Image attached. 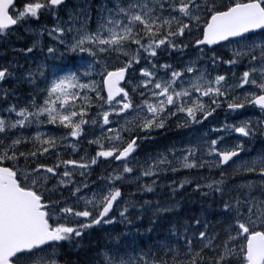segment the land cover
<instances>
[{
	"label": "snow or ice",
	"instance_id": "snow-or-ice-1",
	"mask_svg": "<svg viewBox=\"0 0 264 264\" xmlns=\"http://www.w3.org/2000/svg\"><path fill=\"white\" fill-rule=\"evenodd\" d=\"M173 124L180 147L138 155ZM257 136L264 0H0V264H60L93 232L90 264H264ZM181 171L207 175L161 182Z\"/></svg>",
	"mask_w": 264,
	"mask_h": 264
},
{
	"label": "rangeland",
	"instance_id": "rangeland-1",
	"mask_svg": "<svg viewBox=\"0 0 264 264\" xmlns=\"http://www.w3.org/2000/svg\"><path fill=\"white\" fill-rule=\"evenodd\" d=\"M50 42L51 41L47 38V36H45L44 37V43H45V45L49 44ZM15 46L20 47L22 45H21V43H17ZM258 115H259V113L257 111L249 109V110H246L243 113V115L235 117V119L238 120V119H244V118H247V117H252L253 119H255ZM224 119H225L224 110L223 109L218 110V112L216 114V118L214 120L210 121L209 123H206L204 125V128L207 129V128L212 127V126H217L218 127L219 124L224 121ZM228 122L229 123H233V122H235V120L232 117H229ZM40 130L41 131H55L53 129V126H51V125H48L46 127H43ZM174 130H177V132L176 133H172L170 135L167 134V133H164L162 135L161 134H154V135H156L155 142L154 143H146V144L142 145L141 150L138 153V155L141 158H143L146 154L155 153L157 151H163L165 148L171 147L172 144H176L177 147H180L181 146V144H180L181 139L187 137L188 136V133L185 130H179V129H177L175 127V125H174V128L172 129V131H174ZM87 131H91V130L90 129H87ZM56 134L57 135H60L62 133L59 132V131H56ZM171 136H173V137L171 138ZM258 137H260V136H257L256 137L257 140L260 141V139H258ZM91 138H92L91 136L88 137V139H91ZM167 140H169L168 141L169 145H166V144H163L162 145V142L167 141ZM235 142H239L237 140V135H233L227 141V143H235ZM255 142H256V140H253L251 142L245 140V148L248 149V150H250L253 155H255L257 152L261 151V150L258 149V147H256ZM261 142H262V140H261ZM86 146L87 145H85V147ZM89 151H92L93 154H94V150L93 149H89ZM112 166L114 167L115 165H112ZM108 167H109L108 165L101 163L100 167H98L96 169L99 171V170H102V169L108 168ZM181 172H184V174H182L181 175V178H178V179H182L185 176H189V175H207L206 172H204V173H196V172L189 173L188 171H181ZM173 179H177V178L174 177ZM167 181L168 180L165 179V180H162L161 182L162 183H167ZM188 188L189 189H192L191 187H188ZM157 198H159V197L158 196H155L153 200H155ZM196 206H197L196 209H198L200 207L199 205H196ZM146 226L147 225H145V227ZM106 230L107 231H112V229H106ZM115 230L116 231H125L122 228V226H120V225H117ZM100 235L102 236V233H100ZM91 256H92V250H90V249H84L82 251L81 255L78 257V260L81 258V261H83L84 264H90Z\"/></svg>",
	"mask_w": 264,
	"mask_h": 264
},
{
	"label": "trees",
	"instance_id": "trees-1",
	"mask_svg": "<svg viewBox=\"0 0 264 264\" xmlns=\"http://www.w3.org/2000/svg\"><path fill=\"white\" fill-rule=\"evenodd\" d=\"M95 173H96V175L100 174V172L97 169L95 170ZM93 179H95V176H93ZM124 191L126 193L127 192H135V189L133 187H131V188L124 189ZM180 198L183 201L186 202L185 203L186 207L196 208L197 207L196 205L200 206V202H199V197L198 196H193V195H190L188 192H186V193H181ZM136 199H148V197H147V195H144L143 197L137 196ZM122 228H123V226H122ZM91 236H92L91 239H89L88 237H85V239L80 242L83 245V250L84 249H90L89 246L90 245H95L97 243L98 238L101 237L99 232H93L91 234ZM83 250H81L80 248H76V247H71V246L65 245L64 249H62V252L65 255L60 260V264H84L83 261H81V258L78 260V257H77L78 254L81 255Z\"/></svg>",
	"mask_w": 264,
	"mask_h": 264
},
{
	"label": "bare ground",
	"instance_id": "bare-ground-1",
	"mask_svg": "<svg viewBox=\"0 0 264 264\" xmlns=\"http://www.w3.org/2000/svg\"><path fill=\"white\" fill-rule=\"evenodd\" d=\"M173 128H174V125H172V127H171V128L169 129V131L166 132V133L169 134V135L172 134V133H176L177 130L172 131ZM167 134H166V135H167ZM178 134H179V133H178ZM183 134H184V133H183ZM172 137H173V136H171V138H172ZM171 138H170V139H171ZM170 139H169V140H170ZM258 139H260V141H258L257 138L255 139V140H256V142H255L256 147H258L259 150H264V138H262V137H258ZM169 140L162 142V145H163V144L169 145V143H168ZM261 140H262V142H261ZM99 172H101V170H99ZM182 174H184V172H180V173H178V174H176V175L169 174L168 177L166 178V180L173 179L174 177H176L177 179H178V178H181V175H182ZM94 176H95V175H94ZM162 180H165V179H162ZM133 188L135 189V187H133ZM186 192H188L190 195L198 196V195H196V194H192V189L187 188L186 191H184V192H182V193H186ZM151 195H152V194H149L147 197H148V199L153 200L155 196H153V195L151 196ZM180 195H181V194H180ZM177 199H181L180 196H178ZM145 225H146V224H145ZM79 256H80V255L78 254L77 257H79Z\"/></svg>",
	"mask_w": 264,
	"mask_h": 264
}]
</instances>
